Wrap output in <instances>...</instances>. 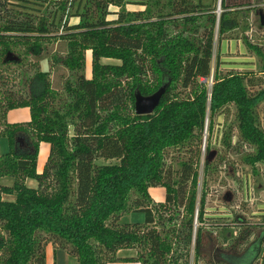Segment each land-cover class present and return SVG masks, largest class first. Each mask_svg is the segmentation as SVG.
Masks as SVG:
<instances>
[{
  "label": "trees",
  "instance_id": "16d2710c",
  "mask_svg": "<svg viewBox=\"0 0 264 264\" xmlns=\"http://www.w3.org/2000/svg\"><path fill=\"white\" fill-rule=\"evenodd\" d=\"M134 2L140 9L125 0H0V66L16 63L19 47L38 61L18 90L0 80V137L10 147L0 154V178H14L0 186V264H46V247L56 242L78 264H191L192 252L195 264H264V217L258 225L242 215L209 221L206 187L218 157L210 143L199 190L204 132L210 140L231 107L223 148L243 154L255 172L264 165V44L243 37L262 61L261 75L228 69L221 57L223 42L249 28L253 0H222L221 12L219 0ZM54 43L63 50L50 51ZM108 58L119 63L102 62ZM59 67L68 72L62 88L52 81ZM164 84L155 111L138 115L135 92L150 95ZM21 107L30 119L7 121ZM42 142L51 148L39 172ZM170 150L184 154L168 162ZM151 187H163L165 200L154 201ZM130 211L144 212L145 222H122Z\"/></svg>",
  "mask_w": 264,
  "mask_h": 264
},
{
  "label": "rangeland",
  "instance_id": "374dc122",
  "mask_svg": "<svg viewBox=\"0 0 264 264\" xmlns=\"http://www.w3.org/2000/svg\"><path fill=\"white\" fill-rule=\"evenodd\" d=\"M126 7L132 10L140 9V6L137 5L134 0H125ZM55 9V5L48 4L45 7L43 6L44 13H51ZM112 11L118 10L117 7L111 6ZM221 12V11H220ZM264 15V0H253L251 9L249 11V17L247 19L249 28L244 30L238 29L234 32L230 39L223 42L222 45V60L225 62L224 66L226 68L237 69L241 71H252L258 75L262 74V61L260 57L253 51H250L246 46V43L243 41L244 35H247L249 39L253 42H258L264 44V29H261L260 20L261 15ZM71 21H76V16L70 17ZM231 35V34H230ZM229 35V36H230ZM215 48L214 55L212 58V69L213 73L216 67V58L219 49L218 44V34L215 37ZM23 47H19L16 50V53L19 55L14 56L16 63H10L6 66H0L2 72H0V80L2 79L3 84L2 88H13L18 90L22 85V80L25 77V74L28 73L31 75L37 68V58L26 54ZM50 51L57 50L58 52L62 51L61 43H54L49 46ZM91 52L87 53L86 57V76L90 78L92 76V66H91ZM21 57V58H20ZM40 67L43 70H48L47 61L43 60L39 63ZM227 69V70H228ZM225 72V71H224ZM68 72L64 67H59L58 70L54 71L52 74L53 84L58 88H62L63 85L60 83L63 82L65 77H67ZM213 75V74H212ZM213 77V76H212ZM213 81L209 80V85H212ZM187 94V91L184 93ZM234 108L231 107L229 112L225 115H219L217 118V123L212 132V138L208 140V129L204 132V141L202 144L203 155L201 158V164L199 167L200 178H199V190L202 194V189L204 187V180L206 175L204 172V161L208 157L206 154L207 144L210 143L212 150V157L214 158L217 153L218 157L216 158L215 172L211 174L207 181L206 190L208 191L207 195V208L209 209L208 215L210 218L209 221L215 224L221 225V223L232 222L236 216L242 215L247 217L248 221L252 225H258L262 218L264 217V165L257 164L256 170L242 161V155L238 152H233L230 150H225L222 145V132L227 125L231 124L235 120ZM260 116L261 122L264 126V103L260 107ZM30 119V109L27 107H21L17 110L9 112L7 116V121L12 123L26 122ZM208 128V127H207ZM9 141L7 137H0V154L7 153L9 151ZM50 144L47 142H42L38 151V168L37 171H43L50 154ZM183 156L182 153L170 152L168 162H171L173 155ZM224 158L221 160V158ZM111 162L116 160L111 159ZM103 162V160H100ZM174 167H177V164H173ZM35 181L33 179H28L27 184ZM14 178L9 176H3L0 178V186L2 185H13ZM34 183V182H33ZM36 183V181H35ZM150 194L154 201H163L165 200L166 191L163 187H151L149 189ZM8 195H6L7 197ZM5 197V195H4ZM5 197V198H6ZM145 213L142 211H130L125 213L121 217V221L125 223L130 222H145ZM197 224V223H196ZM197 226V225H196ZM237 229V226H235ZM233 228V230H236ZM55 248V250L51 247ZM47 249V260L46 264H78L77 259L70 253L68 249L61 248L59 242L50 243L46 247ZM210 249V246L206 248V252ZM124 256L134 255V250H126L123 254ZM190 263H194L193 252L190 256ZM112 264H126L124 262H113ZM127 264H137L135 262Z\"/></svg>",
  "mask_w": 264,
  "mask_h": 264
},
{
  "label": "water",
  "instance_id": "95a60500",
  "mask_svg": "<svg viewBox=\"0 0 264 264\" xmlns=\"http://www.w3.org/2000/svg\"><path fill=\"white\" fill-rule=\"evenodd\" d=\"M221 2L218 3V11H221ZM261 21L264 23V15H261ZM167 89V85L164 84L156 92L150 95H142L138 90L135 92V111L138 115L151 114L160 105L161 98Z\"/></svg>",
  "mask_w": 264,
  "mask_h": 264
},
{
  "label": "crops",
  "instance_id": "0c3cea01",
  "mask_svg": "<svg viewBox=\"0 0 264 264\" xmlns=\"http://www.w3.org/2000/svg\"><path fill=\"white\" fill-rule=\"evenodd\" d=\"M91 54V53H90ZM102 62L103 63H119V61L118 60H115V59H111V58H108V59H103L102 60ZM15 110H17V109H15ZM12 111H14V110H12ZM11 112V111H10ZM9 114V113H8ZM8 116V115H7ZM34 180V179H33ZM34 182V183H33ZM29 186H31V187H33V188H37V182L35 183V181H32V182H30L29 184H28ZM5 197H6V195H5ZM7 199H13L14 197L13 196H7L6 197ZM164 201V200H163ZM52 248H53V246H51ZM54 250H55V248H53ZM131 250H133V249H131ZM130 250V251H131ZM126 250H124V251H120L122 254L125 252ZM134 254H135V251H134ZM127 264V263H126ZM137 264H140V263H137Z\"/></svg>",
  "mask_w": 264,
  "mask_h": 264
}]
</instances>
